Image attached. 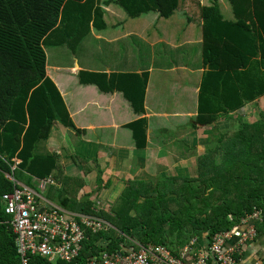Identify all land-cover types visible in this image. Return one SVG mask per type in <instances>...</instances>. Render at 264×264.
Segmentation results:
<instances>
[{
    "label": "trees",
    "instance_id": "16d2710c",
    "mask_svg": "<svg viewBox=\"0 0 264 264\" xmlns=\"http://www.w3.org/2000/svg\"><path fill=\"white\" fill-rule=\"evenodd\" d=\"M100 1L0 0V264H21L12 218L2 200L19 187L8 176L32 189L37 181L52 179L54 171L61 170L59 157L40 148L49 140L54 121L78 131L46 74V44L63 36L80 44L91 32L92 19L102 28L105 11ZM186 1L200 8L203 19L204 60L210 69L201 85L199 123L209 126L222 117L233 119L230 113L264 96V0H229L234 20L224 19L220 0L212 5L201 0H117L131 16L159 11L166 18ZM144 78L140 104L135 103L142 113L149 73ZM98 85L109 90L103 81ZM260 115L256 121L238 119L233 132L228 124L215 145L200 155L196 176L128 181L111 212L96 213L89 198H68L65 191L70 187L64 183L62 188L51 186L65 209L97 215L110 224L109 230L90 234L80 262L86 264L102 252H123V245L128 252L157 244L177 253L196 237L211 244L217 234L237 230L254 208L264 211V112ZM148 125L147 117L130 124L139 148L148 144ZM255 225L257 237L264 236V222ZM100 239L108 245L98 247Z\"/></svg>",
    "mask_w": 264,
    "mask_h": 264
},
{
    "label": "crops",
    "instance_id": "0c3cea01",
    "mask_svg": "<svg viewBox=\"0 0 264 264\" xmlns=\"http://www.w3.org/2000/svg\"><path fill=\"white\" fill-rule=\"evenodd\" d=\"M201 1L213 4V0ZM100 2L105 11L102 28L96 26L100 21L92 19L91 32L80 44H71L63 36L52 37L45 47L46 74L78 131L54 121L50 138L40 149L57 155L61 170L54 171L53 184L41 190L48 191L49 198L37 192L39 181L33 190L47 210L60 208L76 216L82 214L61 206L51 186L62 188L64 183L70 187L65 191L68 198L78 202L89 198L111 212L128 181L196 176L200 155L215 145L228 124L231 129L240 118L256 121L264 112L262 96L230 113L233 119L222 117L209 126L199 123L200 90L210 66L204 60L200 8L195 9L190 1L169 18L159 11L131 16L117 0ZM219 3L224 19L234 20L230 1ZM47 47L58 50L52 63ZM146 73L149 81L142 113L135 103L140 104ZM99 81L109 90L100 88ZM143 117L149 120L148 144L139 148L130 124ZM108 243L100 239L96 245ZM128 250L123 245V252H117ZM240 258L243 264L264 263V236L244 246Z\"/></svg>",
    "mask_w": 264,
    "mask_h": 264
},
{
    "label": "built area",
    "instance_id": "2783aa9c",
    "mask_svg": "<svg viewBox=\"0 0 264 264\" xmlns=\"http://www.w3.org/2000/svg\"><path fill=\"white\" fill-rule=\"evenodd\" d=\"M8 178L19 186L4 194L2 200L6 214L12 218L21 264H36L35 258L50 264H82L83 244L90 234L110 229L108 222L97 215H70L60 208L47 210L37 192L12 176ZM49 184H53L52 179L39 181V189L44 191ZM103 208L101 203L94 205L96 213L104 211ZM257 222H264V211L260 208L244 216L237 230L217 234L211 244L196 237L177 253L165 245H139L137 251L125 254L102 252L88 264H243L242 248L257 238Z\"/></svg>",
    "mask_w": 264,
    "mask_h": 264
},
{
    "label": "rangeland",
    "instance_id": "374dc122",
    "mask_svg": "<svg viewBox=\"0 0 264 264\" xmlns=\"http://www.w3.org/2000/svg\"><path fill=\"white\" fill-rule=\"evenodd\" d=\"M230 9L232 10V7L230 6ZM74 38H72V40H73ZM87 40L88 39H86V40H84V43L86 44V42H87ZM58 50L56 49V48H54V47H47V53H48V55H49V60H50V63H52V61H53V58H54V54H55V52H57ZM96 59H98L97 57H96ZM259 117H261V115H259ZM238 127H239V124L237 123H234L233 122V124H232V127H231V129L230 128H228L227 130L228 131H231V132H233V130H235L236 128L238 129ZM230 129V130H229ZM50 185V184H49ZM48 185V186H49ZM48 188V187H47ZM37 192L39 193V194H41L42 196H44V197H48L49 198V192H42L41 190H37ZM53 194H55V192L53 193ZM56 195V194H55ZM116 195H117V192H116ZM99 201H102V200H100L99 199ZM96 205V204H95ZM104 208H106V209H108L107 207H104ZM111 209V208H110Z\"/></svg>",
    "mask_w": 264,
    "mask_h": 264
}]
</instances>
